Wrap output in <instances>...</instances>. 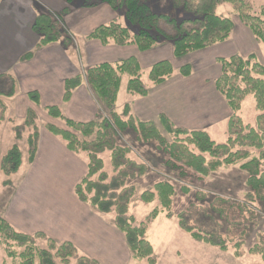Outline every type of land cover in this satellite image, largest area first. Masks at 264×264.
Listing matches in <instances>:
<instances>
[{"label": "trees", "instance_id": "trees-1", "mask_svg": "<svg viewBox=\"0 0 264 264\" xmlns=\"http://www.w3.org/2000/svg\"><path fill=\"white\" fill-rule=\"evenodd\" d=\"M64 1L67 6L59 13L43 11L37 14L33 30L40 40L35 50L25 54L21 62L32 60L37 50L51 44L60 42L68 47L73 43V36L63 23L64 17L75 8L92 9L101 5L109 6L118 15L95 27L86 38L103 46H134L140 53H149L163 44H171L173 57L183 59L230 39L235 29L234 22L218 13V9L225 5H229L242 24L259 42L264 43V4L256 8L257 0H173L174 7L191 15V18L180 23L170 15L154 12L147 3L148 0ZM120 13L122 14L119 15ZM122 15L130 24L138 26V31L133 33L132 30L135 29L131 30L130 26L123 25L119 21ZM164 24L169 26H163ZM218 62L221 72L215 80V87L231 110L229 137L225 143H217L205 130L178 126L165 114L159 115L157 120H140L133 114L131 103H127L121 113L117 111L124 75L129 76V93L147 97L152 87L161 86L174 76L175 67L170 60L158 61L150 66L149 84L143 80L145 70L136 56L88 66L84 72L66 79L63 104L69 103L75 91L87 83L102 108L108 112L107 115L99 114L94 120L72 119L66 115L63 107L57 105L44 108L55 121L47 123L46 130L59 137L70 152L86 153L87 172L75 186V196L100 214L115 213V225L125 235L133 256L138 260H148V264H156L153 245L147 238L149 226L162 210L170 211L177 188L173 182L161 180L153 188L144 191L140 196L141 201L147 204L158 201L160 206L152 210L144 221L137 223L129 212L136 196V188L129 185V180L146 175L150 167L145 162L140 163L131 158L130 147L119 142L125 132L131 130L141 141L156 142L158 148L169 157L166 165L181 170L182 174L183 171L190 170L203 179L223 167L240 164L241 169L247 172L248 191L243 203H231V206H227L230 205V200L221 197L214 200L217 202V206H213L215 211L225 220L230 208H235L234 212L239 209L240 213L246 211L252 216V221H255L254 204H264V64L257 60L255 54H234L220 58ZM179 74L188 78L193 74V67L190 64L182 65ZM3 77L0 74V79ZM14 94V85L10 92L0 91V97H12ZM248 95L254 97L256 108L261 112L255 126L245 124L238 114ZM28 98L34 105L40 106L38 92H29ZM40 130L38 113L34 108H29L23 122L14 127L16 143L1 160L0 169L4 176L16 174L21 169L24 154L20 143L23 140L27 143L29 164L35 161ZM107 151L111 153L114 170L112 176L105 170L102 158V154ZM182 189L186 190V187ZM203 193L199 192L197 196H204ZM168 217H171L170 214ZM190 218V213L186 211L178 215L179 227L183 231L191 234L197 241L222 250L229 248L228 235L219 231L197 229L190 225ZM244 233L247 236V231ZM242 239L234 245L238 255L245 244V239ZM39 241L45 242L47 246L42 247L38 244ZM0 244L7 259L11 260L3 264H99L97 260L81 255L72 242L58 243L41 232H22L1 215ZM250 254L261 255L264 264V233L259 235V241L250 248Z\"/></svg>", "mask_w": 264, "mask_h": 264}, {"label": "rangeland", "instance_id": "rangeland-1", "mask_svg": "<svg viewBox=\"0 0 264 264\" xmlns=\"http://www.w3.org/2000/svg\"><path fill=\"white\" fill-rule=\"evenodd\" d=\"M147 3L154 12L170 15L179 23L191 18L190 14L184 12L182 9L174 7L173 0H148ZM263 4L264 0H257L255 2V7L258 8ZM73 11L80 12L81 10L75 8ZM218 13L221 16L231 18L234 25L235 23L237 26L239 23L242 24L238 15L229 5L221 6L218 9ZM119 21L125 26H130L131 30L132 28L135 29V31L132 30L133 33L138 31V26L130 24L123 15L119 18ZM163 26L169 25L164 24ZM66 29L69 31L68 28ZM72 36L73 43L75 40H77V42L82 40L81 37L76 36L73 33ZM74 44L76 45V51L78 52V44L76 42ZM251 49V52L249 51L245 53H247V55L255 54L257 60L264 64V43L259 42L255 38ZM70 50L72 51L71 48ZM193 54L183 59L173 58L175 67L174 76H181L179 74L180 67L185 64H190L193 67V75L195 79L198 78L204 80L203 78H206L207 82L212 84L214 81L213 79L217 76V72L221 68L219 67L220 64L218 67L213 65L209 68H201L199 65L194 66L195 61L192 60L194 56ZM147 56H150L151 58V52L147 53L144 58L142 56L143 64L145 66H148L151 63V59ZM192 61L194 63H192ZM144 70L143 80L149 84V67H144ZM12 77H14V72L10 69L4 73V77L0 81V91L10 92L13 85L14 89H16V95L14 94L16 98L4 95L0 97V163L6 152L12 148L14 143H16L14 127L21 124L24 120V102L23 98H21L23 90H21L20 85H15L16 81H14ZM128 80L129 76L124 75L117 102V111L120 113L127 103H131V101L139 97L127 91ZM92 95L97 101H95L97 104L94 108V112H97V114L91 118L94 120L99 114L107 115L108 112L102 108L96 96L94 94ZM35 108L36 106L34 109ZM260 113L261 112L256 108L254 97L248 95L243 100L241 110L238 114L245 124L255 126L257 116ZM38 120L41 128H45L47 123L52 122L46 112H39ZM228 130L229 121H220L217 125L210 128L208 133L217 143H225L229 137ZM119 142L130 147L131 158L140 163L145 162L150 167V171L146 175L129 180V185H133L136 188V196L130 205L129 212L136 218L137 223L144 221L152 210L160 206L158 201L148 204L141 201L140 196L144 191L153 188V186L161 180H169L173 182L177 188V195L173 198L170 211L162 210L154 222L149 226L147 232V238L154 248L156 264L263 263L261 255L250 254V248L259 241V235L264 233V204L260 202L254 204L253 209L256 212L255 221H252V216L246 211L240 213L239 209L238 212H234L235 208H230L231 211L225 220V218H222L217 214L214 209L215 205L217 206V202H214L216 197L230 200V205L227 206H231V203L242 204L245 200V195L248 191L246 185L247 172L241 169L240 164L223 167L209 177L201 179L190 170L183 171L182 174L180 172L181 170L166 165V160L169 157L164 151L158 148L157 143L153 141L139 140L134 131L130 130L125 132L119 139ZM20 147L24 154V162L19 172L6 177L0 169L1 216L5 219H11L12 217V221L18 226H23L27 225L26 221L29 220L28 218L31 214L36 211L39 216L43 217L39 220L40 222L42 221L40 224L41 229H46L48 227L55 229L57 223V225L61 226L60 230L63 235L66 228L68 230V228L71 227L70 223L74 221V226L83 231V238L78 237L74 244L81 255L95 259L99 264H148V260H138L133 256V253L127 245L125 235L119 231L115 225V213L100 214L89 204H84L82 202L78 203V205H74V207L70 206V208L68 206V208H66L65 205H61L58 200L55 202L54 198L51 196L43 195L42 191L40 192V196L37 197H22V200L20 201L22 205H20L27 212V218L24 216L25 212L16 211L14 206L10 205V202L14 198L16 191L20 189V186L21 188L24 186L23 176L30 170L27 151L28 147L25 140L20 143ZM77 156H83L86 158V153H80L77 154ZM102 158L105 162V170L110 176H112L114 170L111 165V153L108 151L105 152L102 154ZM7 182L11 183L8 184ZM183 187H186V190H183ZM49 189H46V191ZM199 192H204V196H197L199 195ZM13 204H15V202ZM193 204H195V206ZM184 211L190 213L191 226L202 231H219L224 235H228L229 248L227 250H222L219 247H214L207 243L197 241L191 236V234L183 231L179 227L178 215ZM169 214L171 217H168ZM8 221L11 223V220ZM28 228L33 230L30 222ZM245 231H247V236H245ZM91 233H93V235L90 236L93 237H91L92 242L89 244L88 242L90 240L88 235ZM63 235L59 238H64ZM47 236L51 238V236ZM242 238L245 239V244L242 247V250H240V255H238L234 245L240 240H243ZM58 241V243H63L61 239ZM38 244L44 248L47 246L46 243L42 241H39ZM5 261L11 262V260L7 259L0 244V264H3Z\"/></svg>", "mask_w": 264, "mask_h": 264}, {"label": "crops", "instance_id": "crops-1", "mask_svg": "<svg viewBox=\"0 0 264 264\" xmlns=\"http://www.w3.org/2000/svg\"><path fill=\"white\" fill-rule=\"evenodd\" d=\"M66 6L64 0L0 1V74L4 75L8 70H13L12 79L16 81L15 85H20L23 90L21 98L24 102V117L28 108L36 106L28 100V93L36 91L41 101L40 106H36V111L45 112V107L57 105L63 107L66 115L72 119L92 120V116L97 114L94 112L97 101L87 83L75 91L68 104H63L65 80L84 72L88 66L103 62H117L131 56L138 57L143 67L150 68L151 65L162 60H170L174 65L171 44H163L151 51V58L147 56L151 59V63L145 66L142 56L144 58L147 53H140L134 46H103L97 41H88L86 37L95 27L116 17V13L107 5L79 9L80 12L72 11L64 17L63 23L66 28L82 38L78 42L74 41L78 44V52L74 43L65 47L59 42L37 50L32 60L21 62L25 54L35 50L40 40L39 35L33 30L37 14L43 11L59 13ZM253 41L255 37L252 33L242 24L239 23L237 26L235 23V29L228 41L194 53L192 60L195 63L193 61L192 63L201 68H209L213 65L218 67L220 58L234 54L247 55L245 52H251ZM220 70L221 68L214 81L219 77ZM203 79H195L193 74L188 78L174 76L163 85L152 87L149 96L138 97L131 101L133 113L140 120H157L159 115L165 114L178 126L208 132L220 121H229L231 110L217 92L214 81L210 84L206 78ZM15 95L13 98H16ZM49 118L55 122L51 117ZM29 169V172L23 176L24 186L18 188L10 202L16 211L25 212V218L28 215L21 207L22 197H37L40 196L41 191L43 195L51 196L55 202L58 200L66 208L81 203L75 196L74 189L87 172V160L83 156L70 152L65 143L59 137L49 133L46 128L40 130L39 150ZM46 189L49 190L46 191ZM42 218L34 211L26 221L27 225L23 226H18L12 221V217L7 219L22 232L28 234L41 232L51 236L57 242L61 239L63 242L75 244L78 237L83 238L82 229L76 228L74 221L70 223L71 227L68 230L66 228L63 235L61 226L57 223L55 229L51 227L41 229L42 221L39 220ZM29 222L33 230L28 228ZM62 235L64 238H59ZM90 235L93 233L88 235L89 244L93 237Z\"/></svg>", "mask_w": 264, "mask_h": 264}]
</instances>
